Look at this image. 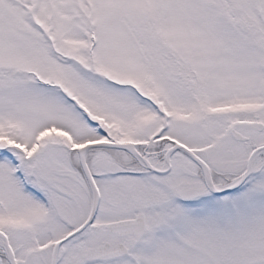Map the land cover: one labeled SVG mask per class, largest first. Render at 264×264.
I'll return each mask as SVG.
<instances>
[{"label": "snow or ice", "instance_id": "obj_1", "mask_svg": "<svg viewBox=\"0 0 264 264\" xmlns=\"http://www.w3.org/2000/svg\"><path fill=\"white\" fill-rule=\"evenodd\" d=\"M0 264H264V0H0Z\"/></svg>", "mask_w": 264, "mask_h": 264}]
</instances>
